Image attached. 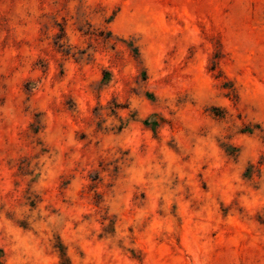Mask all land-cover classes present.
<instances>
[{
	"label": "rangeland",
	"instance_id": "rangeland-1",
	"mask_svg": "<svg viewBox=\"0 0 264 264\" xmlns=\"http://www.w3.org/2000/svg\"><path fill=\"white\" fill-rule=\"evenodd\" d=\"M0 264H264V0H0Z\"/></svg>",
	"mask_w": 264,
	"mask_h": 264
}]
</instances>
